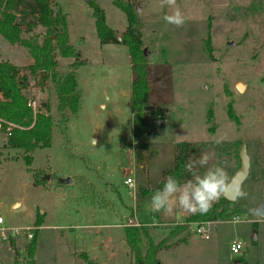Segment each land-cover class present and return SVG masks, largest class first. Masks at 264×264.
<instances>
[{
	"label": "rangeland",
	"instance_id": "374dc122",
	"mask_svg": "<svg viewBox=\"0 0 264 264\" xmlns=\"http://www.w3.org/2000/svg\"><path fill=\"white\" fill-rule=\"evenodd\" d=\"M95 1L121 36L127 27L125 13L115 0ZM57 2L68 13L71 43L87 60L77 71L80 109L66 125L56 123L52 145L36 149L32 164L21 150L5 151L0 165V264H14L8 238L16 241L22 262L35 235L38 264H134L125 234L134 210L155 242L176 233L173 245L182 236L188 238L175 249L161 250V264H264V218L255 214L264 200V0H176L174 7L187 17L179 27L165 21L173 9L164 0L135 1L151 66L150 105L162 110L160 116L148 111L149 131L140 139L157 150L153 159L145 160L146 167L137 162L131 136L133 72L127 47L102 44L90 1ZM44 32L38 26L31 34L42 39ZM0 54L21 67L33 63L24 47L2 36ZM58 58L60 71H69L74 58ZM29 81L27 94L37 102L36 109L41 105L46 111L47 103L59 119L52 84L43 85L33 75ZM238 83L245 85L242 92ZM183 141L206 144L191 161L209 152L210 165L224 167L229 180L241 166L243 144L251 161L241 186L246 195H238L220 220L193 222L185 231L183 225L193 214L178 208L167 215L152 213V194L140 201L143 189L165 180ZM81 175L100 193L74 180ZM68 177L74 182L63 183ZM128 177L134 180L131 187L124 182ZM208 224V238L197 233ZM237 240L244 244L239 254L231 250Z\"/></svg>",
	"mask_w": 264,
	"mask_h": 264
},
{
	"label": "trees",
	"instance_id": "16d2710c",
	"mask_svg": "<svg viewBox=\"0 0 264 264\" xmlns=\"http://www.w3.org/2000/svg\"><path fill=\"white\" fill-rule=\"evenodd\" d=\"M135 1L115 0V4L127 18V27L121 33V39L118 38V31L108 25L104 9L95 0H90V3L94 9L96 30L102 44L116 42L127 47L133 72L131 136L136 145L137 162H142L141 166L146 167L145 160L149 162L157 154V150L151 148L150 143L140 142V139L149 131L148 111L145 107L150 105L153 85L150 62L145 54L142 21L137 17ZM38 26L45 29L42 39L37 34L31 35ZM0 36L12 45L24 47L33 59L32 64L21 67L2 59L0 54V135L7 131L10 124L12 125L11 135L0 145V165L8 149L21 150L27 164L30 165L36 149L52 145L56 123L66 125L71 115L78 113L82 92L77 71L87 63V60L81 58V51L71 43L68 13L57 0H0ZM58 57L74 58L69 71L65 73L60 71ZM24 70L29 71L30 75L39 77L43 85L44 83L52 84L57 96L59 119L56 120L52 115L47 103L46 111L42 110L41 105L37 109L29 105L34 99L29 98L27 94L30 75L23 74ZM154 112L158 115L162 114V110L158 107H155ZM205 146L204 143L190 141L179 143L173 165L166 170L167 177L175 176L181 183L190 179L191 176L185 171L184 165L191 160L194 153L200 154ZM74 180L80 182L84 188L100 193L96 185L87 177L75 176ZM163 182L151 189H143L140 201L162 188ZM229 209L228 200L223 196L212 205L207 214L197 213L190 216L182 230L188 229L193 222L218 221L228 213ZM42 224L43 222L37 220V226L41 227ZM140 227L125 228L126 243L133 254L134 264H159L158 254L161 250L172 249L188 241V238L182 236L173 245L170 241L179 235L176 233L155 242L148 229ZM37 239L35 235L27 244V257L20 262L16 241L8 238L10 248L15 251L14 264H38L35 258ZM144 239L148 241L147 244L144 243ZM89 263L94 264L91 261Z\"/></svg>",
	"mask_w": 264,
	"mask_h": 264
},
{
	"label": "clouds",
	"instance_id": "9594fccd",
	"mask_svg": "<svg viewBox=\"0 0 264 264\" xmlns=\"http://www.w3.org/2000/svg\"><path fill=\"white\" fill-rule=\"evenodd\" d=\"M164 3L172 8L170 14L164 19L167 23L182 26L187 17L176 5V0H164ZM96 142V141H94ZM222 141L218 139L217 144ZM212 155L203 152L196 161H188L184 169L191 178L181 183L175 176L169 175L163 182V187L157 189L151 196L149 210L152 213L171 214L174 209L191 214H207L212 205L218 201L228 189L231 181L227 171L219 165H210ZM200 168L205 170L201 173ZM240 197L246 195L241 189Z\"/></svg>",
	"mask_w": 264,
	"mask_h": 264
},
{
	"label": "water",
	"instance_id": "95a60500",
	"mask_svg": "<svg viewBox=\"0 0 264 264\" xmlns=\"http://www.w3.org/2000/svg\"><path fill=\"white\" fill-rule=\"evenodd\" d=\"M89 2L90 0H86ZM32 35V34H31ZM119 39H121V36H118ZM232 45V43L230 44ZM145 54L148 55V51L145 49ZM245 88V85L243 83H238L237 84V89L242 92ZM154 107L151 105H147L145 107L146 111L153 110ZM240 159H241V166L240 168L233 174L231 177L230 185L226 192L224 193V197L228 200V208H231L233 206V203L237 200L238 198V192L241 190V186L244 183V181L247 179L250 173V167H251V161H250V156L247 151V145L243 144L241 150H240ZM73 178L68 177L66 178L63 183H72ZM255 214L259 217L264 218V200L261 202V204L256 208Z\"/></svg>",
	"mask_w": 264,
	"mask_h": 264
},
{
	"label": "built area",
	"instance_id": "2783aa9c",
	"mask_svg": "<svg viewBox=\"0 0 264 264\" xmlns=\"http://www.w3.org/2000/svg\"><path fill=\"white\" fill-rule=\"evenodd\" d=\"M29 105L30 106H33L36 109L37 102L36 101L30 102ZM11 128H12V125L10 124V126L7 129V131L2 134L3 137H4V139L2 138L1 144H3L4 142H6V140L8 139V137L11 135ZM0 130H1V123H0ZM124 182H125V184H128L130 187L134 185V180L131 177H128ZM133 216L135 218H131L130 219V223L128 225H131V226H139V227L142 226L143 224L139 221L138 215H136L134 213ZM3 222H4L3 217H0V223H3ZM208 225H209L208 227H206V226L198 227L197 228V233L198 234H201V235H204L206 238H208L210 236L209 235V232H210V229H211L210 224H208ZM2 231H3L2 235L4 236V238H7V236H6L5 232H4V228H2ZM18 231L19 230H16V233H18ZM243 249H244V244L241 241H238V240L237 241H234L232 243V245H231V250L235 254L241 253Z\"/></svg>",
	"mask_w": 264,
	"mask_h": 264
},
{
	"label": "crops",
	"instance_id": "0c3cea01",
	"mask_svg": "<svg viewBox=\"0 0 264 264\" xmlns=\"http://www.w3.org/2000/svg\"><path fill=\"white\" fill-rule=\"evenodd\" d=\"M79 83V82H78ZM73 182H74V180H73ZM95 184V183H94ZM96 185V184H95ZM97 186V185H96ZM145 198H143L142 200H144ZM133 207H135V206H133ZM134 213L136 214V215H138V212L136 211V210H134ZM186 243V242H185ZM182 244V243H181ZM180 245V244H179ZM179 245H177V246H175V247H173L172 249H175V248H177ZM158 257H159V254H158ZM159 259H160V257H159ZM159 264H161V263H159Z\"/></svg>",
	"mask_w": 264,
	"mask_h": 264
}]
</instances>
